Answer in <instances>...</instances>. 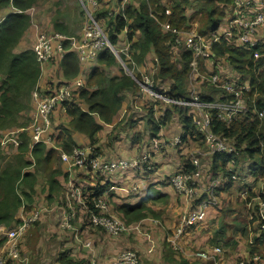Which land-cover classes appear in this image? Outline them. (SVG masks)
I'll use <instances>...</instances> for the list:
<instances>
[{
	"label": "trees",
	"instance_id": "16d2710c",
	"mask_svg": "<svg viewBox=\"0 0 264 264\" xmlns=\"http://www.w3.org/2000/svg\"><path fill=\"white\" fill-rule=\"evenodd\" d=\"M197 1L200 2L197 11L201 13L202 21L200 31L208 35L224 21L225 9L229 10L233 5V0ZM38 3L39 0H0V10L9 9L5 18L0 22V76L3 77L0 80V133L21 126V117L28 114L34 106L32 93L37 88L42 72L40 63L33 49H26L21 53H16L15 49L32 25V17L27 11ZM189 5H191L190 0H171V13H168V6L160 0H143L138 10L126 9L125 17L121 16L110 22L111 28L108 31L111 43L117 46L120 40L119 34L125 28L130 27L131 30L128 31L127 36L133 43L131 54L135 64H144L147 56L152 53L156 58L154 63L157 68L156 82L160 84L161 81L167 80L170 87V98L174 100L190 98L187 90L193 54L189 51L177 53L175 48L173 49L176 36L171 31L165 32L161 23L168 21L170 27L178 31L188 29L189 23L185 12ZM17 10L22 12H17ZM54 27L59 33L69 34L61 23L55 24ZM64 46L68 48L69 43L65 42ZM213 53L220 68L216 72L234 79H247L251 86V92L246 93L249 99V112L244 118L238 117L225 122L219 118L217 110H211V130L215 135L224 139L225 143H230L232 150L214 153L213 148L210 147L212 153L204 161L201 160L199 167H195L190 159L191 161L189 160L181 171L193 176L201 170V164L205 167L204 163H209L207 169L205 168L206 172L213 175V178L221 174L222 176L219 177L228 181L225 187L228 189L234 184V177L236 173L239 174L241 166L249 164V168H253L251 172L253 175L264 174V117H259V112L264 111V42L260 40L256 45L250 46L237 45L234 42L229 44L223 40L214 44ZM178 54L181 55L179 60L177 59ZM123 58L128 63L127 57ZM98 61L100 66L93 70L88 82L91 89H81L75 92L77 97H81L86 103L88 111H83L77 104L65 105L72 117L70 127L65 129V140L62 142V149L65 152L71 153L73 147L77 146L73 133L78 132L89 137L91 151L102 156L96 136L102 130L103 124L111 125L114 129L122 125V123H116L115 117L123 106L126 93L132 92L138 85L124 72H121L119 76L107 74V68L117 64L116 56L108 49L99 53ZM130 66V68L134 67ZM62 68L67 77L79 76V59L74 53L69 52L63 60ZM202 71L210 74L209 68H205L203 63ZM199 93L204 102H225L234 99L233 94L227 95L224 89L211 85L201 86ZM215 95H219V98ZM169 103H166L165 107L160 106L161 115L159 117L155 116L156 111L153 107L149 108L146 126L151 131V135L159 136L162 129L167 127L174 118H178L182 132L177 135L181 138V143L176 146H184L190 138L204 142L203 135L195 126L198 112L194 111L193 107ZM18 138L19 145L16 151H9L13 148L12 144L3 146L0 143V227L10 228L13 224H18L17 215L20 209L24 205L31 208L36 202V186L39 183V176L36 173L50 169L46 166L50 164L51 157H53L50 145L40 143L30 148L31 139L26 132L20 133ZM34 164L36 173L28 171ZM257 166L259 168H256ZM178 172L180 171H176L175 174ZM57 173L53 171L49 177L51 191H49L48 198L50 202L55 201L54 195L62 192L56 181ZM106 186V184H97L95 193L88 197L87 205L90 210L98 211L96 201L104 198ZM201 199L203 198L199 200ZM120 213L128 225L152 214L151 209L143 205L121 208ZM251 224H257L256 235L248 247V253L242 255L240 260L254 255H259L264 260V252H262L264 251V232L260 231L263 222H260L255 215ZM246 234L244 232V235ZM225 238L226 231L219 228L213 235V244L228 246L229 241H225ZM65 264L75 263L69 261ZM200 264H212V262Z\"/></svg>",
	"mask_w": 264,
	"mask_h": 264
},
{
	"label": "crops",
	"instance_id": "0c3cea01",
	"mask_svg": "<svg viewBox=\"0 0 264 264\" xmlns=\"http://www.w3.org/2000/svg\"><path fill=\"white\" fill-rule=\"evenodd\" d=\"M98 1L100 7L95 12V15L101 21L103 27L108 33L111 28L110 22L121 17L113 15V12L121 10L123 0ZM141 1L143 0L128 1L125 3V7L126 9L131 8L133 10H138ZM160 1L168 6V13H171V0ZM197 2V0H192V5H189L186 8L185 14L188 21L191 19L196 20L201 16V13L197 11L200 2ZM254 2L256 11L264 12V0H254ZM1 12L0 19L6 16L9 9L0 10V13ZM224 21L228 22L227 19H224ZM57 23L59 22H56L55 24ZM167 25H169L168 21L161 23L162 29L165 32L168 31ZM64 27L67 29L66 25H64ZM125 29L119 34L120 40L118 46H129V51L131 53L133 43L127 36L128 31L131 29L130 27ZM49 31H55V29ZM35 36L36 30L31 26L21 43L16 47L15 52L21 53L26 49H31L35 42ZM137 36L139 35L137 34ZM150 55L153 57V63L148 62ZM123 57H125V55H122V59L124 60ZM116 59L117 64L114 67L107 68V74L109 76H119L121 72H124L136 81L138 85L132 92L126 93L123 106L115 117L116 123H122V125L114 129L111 125L103 124L104 126L102 130L96 136L98 140L97 145L99 146V152L102 155V158L105 160L114 159L116 157L126 159L141 158L142 154L151 150V142L153 137H155L151 135V131L146 126L147 112L149 113V108L153 107L154 111H156L155 116L159 117L161 115L160 106L165 107L168 102L163 98H156L145 91L141 87L139 81L143 78V75L146 72H149L148 74L151 75L156 86L159 88L158 92L167 98H170L169 82L167 80L161 81L160 84L156 82L155 75L157 73V68L154 65L156 58L152 53L147 56L144 64L135 65L134 75L129 74L117 57ZM62 64L63 61L56 60L44 65L41 69L42 72L37 86L44 89L55 82H65L75 79L76 77L71 78L65 75ZM98 66H100L98 59L95 63L90 65H82L80 63L79 76L84 77L86 82V86L83 89H91V85H89L88 82L92 76L93 70ZM128 67L130 68L131 66L128 65ZM114 69H117L118 72L109 74L108 71ZM190 77L188 81V94L191 87ZM1 79H3L2 76H0V80ZM73 104L81 106L83 111H88L86 103L82 101L81 97H77V95L74 97ZM34 111L35 105L29 113V118ZM190 112L192 113V110H190ZM71 120L72 117L70 116L68 109L64 106H60L53 113L52 128L53 131L57 133L58 138L55 147L50 145L53 157H51L50 164H47L46 166V168L50 169H44V171H38V173H36L35 164L28 169V171L36 173L39 176V183L36 186V195L42 194V198L37 202V197H35L36 202H34L31 208H27L28 206L24 205L17 215L19 223L13 224L10 228L6 227L8 230L16 229L28 219L31 214L37 213L41 210L40 219L34 225H30L18 240L21 255L29 258V264H65L69 261H73L75 264H85L92 258H94L99 264H115L122 252L133 248L138 252L137 254L143 264H196V262H192L191 259L183 255L184 251L182 248L186 247L181 245V242L186 236L187 238H190L189 241L194 246L195 242H193L192 239L193 234L194 232L199 231L205 222H198L197 224L187 227L185 230L186 235L178 237L176 243L181 250H178V248L173 246L172 240H174V237L176 236L180 220L183 216L187 215L193 207L184 199V197H180L177 194V191L171 182V176L176 171L183 170L184 166L187 165L188 161L193 156H197L200 159V162L201 160L203 161L208 158L212 153L210 146L199 139L194 140L193 138H190L187 141V145H172L166 151L155 155V169L151 173H145L141 170L127 169L115 171L104 178H98L81 171L72 166L70 160L65 161L62 158L63 154L71 156L74 151V147L71 153L65 152L62 149V142L65 140V129L68 126L70 127ZM132 125L134 126L132 127ZM141 129L143 130L141 131ZM181 129L182 126L179 123V119L174 118L173 121L168 124V127L162 129L159 134L161 133L160 135L168 141H174L175 137L182 132ZM73 138L77 142V146L91 147V141L86 135L74 132ZM193 141H196V143H202L205 145V148H200V145H198L192 153H188L189 144L191 142L193 144ZM9 151H12V149H9ZM206 155L209 156L205 157ZM204 166L207 167V164L204 163ZM256 168H259V166ZM252 170L253 168H249V164L240 167L242 173H251L253 172ZM53 171L58 172L56 181L61 187L62 192L59 195H54L55 201L50 202L48 198L49 191H51L49 177ZM205 173L207 172L205 171ZM251 175L253 174L251 173ZM239 180L240 181H236L243 185L242 189L244 191L247 190L249 196L250 193H254L253 189L255 190V186L248 183L246 176H242ZM238 182H234L232 188L236 186V183ZM71 183H73L75 188H78L81 191L82 196L92 193L97 187V184H106L107 188H105L104 191V198L107 200L109 211L112 214L118 212V214H122L120 213L121 208L135 207L138 205H143L151 209L152 214L129 225L130 230L123 233L113 234L102 228H94L90 226L84 218L79 196L77 194L73 195L69 193ZM89 189H91V191H89ZM208 191H210V193L205 191L202 197L203 199L199 200L200 197L197 203L202 200H206L207 204L209 200H212L215 203V198H212L214 195H211V190ZM242 196L244 199H247L243 193ZM168 201H172L173 205L177 204L178 209H174L170 212L164 211L161 204L162 202L167 204ZM207 208H209V205H207ZM71 212L75 213L72 224L77 230L64 229L62 227L61 220L65 217L66 213ZM156 222H159L160 225L157 226ZM150 225L159 227L161 231H166L167 237L162 240V238L156 234L150 235L152 233L148 228ZM198 233L199 232L196 234ZM211 239L213 240V234ZM187 248H190L189 251L192 252V247ZM8 250L9 244L7 243L6 234L0 227V255H5L8 253ZM247 253L243 255H246ZM185 260H189L190 262H186ZM19 262V258H11L9 264H19Z\"/></svg>",
	"mask_w": 264,
	"mask_h": 264
},
{
	"label": "built area",
	"instance_id": "2783aa9c",
	"mask_svg": "<svg viewBox=\"0 0 264 264\" xmlns=\"http://www.w3.org/2000/svg\"><path fill=\"white\" fill-rule=\"evenodd\" d=\"M86 11L87 21L83 28V31L79 37L68 36L56 31H43L41 28L36 31L35 42L31 49L35 52L37 59L40 63V68L46 64L52 63L56 60L63 61L69 52L75 54L78 57L82 65H90L95 63L99 57V53L108 49L114 54L119 62L124 66L126 71L134 75L135 61L130 53L129 46L119 47L111 43L108 33L103 27L101 21L96 17L95 12L100 7L98 0H81ZM135 0H123L121 10L113 12V15L123 16L126 15L125 3ZM89 5V6H88ZM231 9H225V14L228 22H226V28L222 29V23L216 27L217 29L211 34H204L195 27V19L188 21L189 28L178 31L173 29L170 25H167L168 31H171L175 36V44L173 49L179 53L180 51L192 52L193 58L190 62L191 66V81L196 74L198 81L201 82V86L211 85L214 87L222 88L227 95H234L233 100L229 101H214L204 102L201 100L199 89L193 86L194 92L190 94V98L187 100H174L163 96L158 92V88L150 74H144L142 82L139 81L141 87L156 98H163L166 102L174 104H181L183 106L193 107L194 111L198 112V117L195 119V126L198 132L203 135L204 142L213 148V152L232 150L230 143H225L224 139L215 135L211 130L212 115L211 110H217L219 118L225 122H230L234 118H244L249 112V99L246 97V93L251 92V86L247 79L230 78L224 74L216 72L220 69L219 65L215 61V55L213 48L215 43H220L225 40L229 44L236 43L237 45H256L258 42H264V12L256 11L254 0H233ZM34 7L27 12L33 18ZM17 12H22L18 11ZM0 19V22L4 19ZM33 20V19H32ZM33 22V21H32ZM34 27L39 28L38 24H34ZM126 31V29H125ZM68 42L69 47L66 48L64 43ZM122 55H125L128 59V63L122 59ZM180 54L177 59L179 60ZM203 65L209 68L210 74L201 73ZM128 65L134 67L129 68ZM42 71V70H41ZM86 86L85 78L78 76L71 81H61L50 84L47 88L34 89L32 93L33 104L35 105L33 122L30 126V148L40 143H45L55 147L58 135L52 128V116L53 113L60 107L66 104L74 103V97L76 91L83 89ZM46 87V86H45ZM219 98V95H215ZM259 117H264V111L259 112ZM22 132H26L24 128L16 131H7L4 139L7 140V146L12 144L13 148L17 149L19 145L18 135ZM13 142V143H12ZM181 143L179 136L175 137L174 141H168L163 136L159 135L152 139L151 150L142 154L141 158L126 159L116 157L114 159L105 160L102 156H98L93 150L91 151L89 146H76L71 156L66 154L62 155L65 161H71L72 166L80 169L81 171L90 174L93 177H106L110 173L121 170H141L145 173H150L155 169L154 157L164 151L170 146ZM195 167L200 166V159L197 156L191 158ZM198 173V171H197ZM188 175L182 171L174 173L171 176V182L179 193H183L186 196H193L194 184L191 179L194 177L199 179V174ZM241 171L236 173L234 180L241 179ZM196 188V187H195ZM261 195L258 196V206L256 216L260 222H263L261 226V232H264V186L260 191ZM69 193L77 194L80 198L82 210L85 220L88 224L94 228H102L109 233L118 234L130 230V226L124 220V217H118L109 211L108 202L105 198H101L96 201L97 212L89 209L87 205V199L90 195L95 193V190L85 196H82L81 191L75 188L71 183ZM243 195L248 198L249 192L246 190ZM199 206L196 210H191L187 215L183 216L180 220V225L176 231V236L172 240L173 246L181 250L176 243L178 237L185 232L187 227L197 224L198 219L204 217V209L207 207L205 201L197 203ZM40 211L34 214L29 219H26L16 229L8 230L6 227H1L2 231L6 234L7 243L9 244L8 253L0 255V264H9L11 258H19V263L28 264L29 258L22 256L20 253L18 240L24 231L30 226L31 222L40 219ZM74 212L66 213L65 217L61 220L62 227L65 229L77 230L73 224ZM89 245V244H88ZM222 247L213 246L208 250H198L187 254L183 252L187 258L192 260H198L201 262H212L213 264H221L222 260ZM85 264H99L94 258ZM115 264H143L139 258L137 252L133 250H126L120 254ZM238 264H264V260L259 255L252 257L248 256V259L242 258Z\"/></svg>",
	"mask_w": 264,
	"mask_h": 264
},
{
	"label": "rangeland",
	"instance_id": "374dc122",
	"mask_svg": "<svg viewBox=\"0 0 264 264\" xmlns=\"http://www.w3.org/2000/svg\"><path fill=\"white\" fill-rule=\"evenodd\" d=\"M33 7L35 8V10L33 11V22L31 26L35 28L34 24H38L39 28H35L36 31L41 28L43 31L49 32V30H54V24L56 22H59L66 25L69 33L66 35L79 37L87 21V13L85 11V8H87V6H84L81 0H39V3L34 5ZM0 14H2V12ZM194 22L195 27L199 30H202V21L200 17H198ZM225 28L226 22L224 21L222 23V29ZM148 62L153 63L152 55H150V57L148 58ZM108 72L109 74H113L114 72H118V70L114 69L109 70ZM148 73L149 72H146L145 74ZM201 73L203 74V71ZM142 80L143 78L140 80V82H142ZM190 85L191 87L189 90V94H192L194 92L193 86H196L199 89L201 82L198 81V76L196 74L194 75V78L192 79ZM29 113L21 117V126L12 128V131L24 128L26 133L30 136V126L33 122L34 112L30 118ZM142 130L143 129H141V131ZM7 131L8 130H5L0 133L1 144L7 143V140L4 139ZM195 143L196 141H193V144L192 142L189 144L188 153H192L198 147V145H200V148H205V145H203L202 143ZM187 144L188 142L185 143V145ZM12 151H16V149L12 148ZM207 156L209 155H206L205 157ZM208 164L209 163H207V166ZM205 168L207 169V167H203L201 164V170L197 173L199 174V179L201 181H198V179H196L195 177L191 179L192 183L194 184V189H192V192L194 193L193 196H186L183 193H179L175 188L177 194L180 197H184V199L187 200L188 203L193 207L192 210H196L198 208L199 205L196 203L200 197H203L205 191L210 193V191L208 190H211V195H214L212 198H215V203L214 201L209 200L207 204L209 205V208L205 207L204 217L198 219L197 221L199 223L205 222V224L202 225L199 231H196L193 234L192 239L193 242H195V245L193 246L190 243V238H187L185 236V232L181 235V237L185 236L181 242V245L186 247L182 248V250L187 254H191V252L189 251L190 248L187 247H192L191 251L194 252L198 250H207V248L210 249L211 247L216 246L215 244H213V240L211 239L212 234L214 235L217 229L222 228L226 231L225 241H229V245L226 246L225 244H220L223 250L222 260L220 262L221 264H238V261L240 260L242 255L248 252V247L253 240V237L256 235L257 224L252 225L250 223L257 213L256 209L259 201V192L261 190V187L264 186V174H262L261 176L257 174L251 175V173L242 175L246 176V178L248 179V183H251L252 186H255V190L253 189L254 193H252L251 196H248L247 199H244V197L242 196V193L244 191L242 189L243 185L238 182L240 180L235 181L238 183H236V186H234L233 188L231 186L228 189H225L228 181L219 177L222 176L221 174L217 176L218 178H213L214 176L210 173H205ZM36 197L38 202L42 198V194H38L36 195ZM202 201H205L207 203L206 200ZM171 205H173L172 201H168L167 204L162 202L161 207H163L164 211L166 212L178 209L177 204L173 206ZM118 213H114V215L122 217V215ZM34 214L35 213L31 214L29 218L34 216ZM37 221L38 220L31 222L30 225H34ZM156 225L159 226V222H156ZM148 228L152 232L150 235L156 234L160 236L162 240L167 237L166 231H161L159 227L150 225ZM197 232L199 233L196 234ZM244 232H246L247 234L244 235ZM130 250L137 252L133 248ZM191 261L198 262V260L192 259ZM200 263L202 262L199 261L198 264Z\"/></svg>",
	"mask_w": 264,
	"mask_h": 264
},
{
	"label": "bare ground",
	"instance_id": "6f19581e",
	"mask_svg": "<svg viewBox=\"0 0 264 264\" xmlns=\"http://www.w3.org/2000/svg\"><path fill=\"white\" fill-rule=\"evenodd\" d=\"M80 62V61H79Z\"/></svg>",
	"mask_w": 264,
	"mask_h": 264
}]
</instances>
